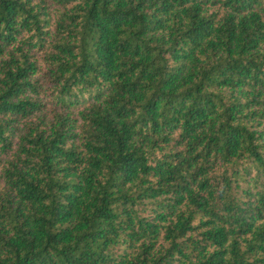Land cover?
<instances>
[{
  "label": "trees",
  "instance_id": "1",
  "mask_svg": "<svg viewBox=\"0 0 264 264\" xmlns=\"http://www.w3.org/2000/svg\"><path fill=\"white\" fill-rule=\"evenodd\" d=\"M0 264H264V0H0Z\"/></svg>",
  "mask_w": 264,
  "mask_h": 264
}]
</instances>
